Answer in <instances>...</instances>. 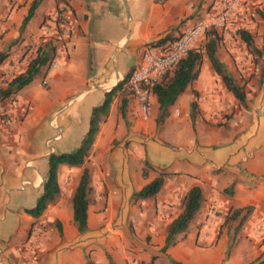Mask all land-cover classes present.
<instances>
[{"label": "crops", "instance_id": "crops-1", "mask_svg": "<svg viewBox=\"0 0 264 264\" xmlns=\"http://www.w3.org/2000/svg\"><path fill=\"white\" fill-rule=\"evenodd\" d=\"M35 1L0 3V81H11L9 74L16 70L18 75L25 72L37 55L34 47L52 55L51 64L38 74L42 78L36 76L13 100L0 106L2 112H10L16 126L10 131L0 125V264H88L91 260L107 264L105 258L91 253L94 248L107 249L116 264H126L129 256L119 255L118 248L123 250L132 237L131 215L140 222L138 213L143 208L159 212L158 221L168 212V227L182 213V199L194 186L203 189L204 205L168 250V258L183 264L264 262V86L247 91L245 103L228 91L231 103L242 105L236 115L239 119L229 128L212 126L206 120L223 110L227 88L210 62L201 64L199 78L169 109L161 137L170 146L152 139L154 113L160 111L157 98L147 123L141 120L137 103L128 100L144 135L128 133L125 122L117 118V109L111 107L87 159V164L92 160L88 167L91 191L105 187L101 213L93 216V206H89L88 234L81 235L75 226L74 190L66 185L77 168L60 167L62 192L43 216L35 219L25 212L36 206L44 192L49 156L72 152L81 145L93 109L132 71L134 57L137 65L138 52L165 38L168 44L174 43L219 4V0H42L22 30ZM57 7L66 18L55 23L50 14ZM48 33L57 36L53 47L43 39ZM206 39L194 49L204 50ZM229 66L226 69L232 74ZM196 104L199 116L193 111ZM147 162L169 175L155 199L137 201L134 193L158 177H144ZM233 185V193H225ZM246 208L252 212L241 226L242 217L233 215ZM33 230L40 237L31 236ZM165 240L163 235L155 242L164 245Z\"/></svg>", "mask_w": 264, "mask_h": 264}, {"label": "trees", "instance_id": "trees-1", "mask_svg": "<svg viewBox=\"0 0 264 264\" xmlns=\"http://www.w3.org/2000/svg\"><path fill=\"white\" fill-rule=\"evenodd\" d=\"M1 1L2 0H0V3ZM41 2L42 0H37L32 4L28 15L23 22L22 30H24L27 24L35 16L36 10L38 9ZM240 37L249 48H254V42L251 33L248 31H241ZM221 40L222 38L218 35V33H209L207 35V43L204 47L205 55L215 72L222 78L227 90L231 92L240 102L245 103L246 94L244 89L237 84L235 78L228 72L218 56V46ZM167 41H169V38H165L159 43H152L150 45L160 47L166 45ZM205 55L196 49L192 50L188 57L180 61L176 66L169 70L168 73L163 77L162 81L158 84L156 88V96L160 106V118L158 121L159 125H162L165 119L169 117L170 107L174 106L180 96L193 82L199 78V68ZM51 60L52 59L49 55H47L46 51L40 48L37 51L36 57L30 62L27 70L17 75L15 78L9 81L4 88L0 89V106L6 100H13L17 94L29 86L33 82L34 78L41 72V70L51 64ZM131 72L115 88L105 94V99L101 105L93 109L90 127L84 139L82 140L81 145L72 152L57 154L53 153L49 156V169L43 186L44 192L37 201V204L34 208L25 210L28 215L35 219H39L60 196L62 192L59 182V170L61 166L66 165L71 168H79L85 165L88 157L90 156V152L96 141L97 135L99 134L100 124L109 114L117 94L124 89ZM128 103V99L123 101L121 109L123 117H126V108ZM5 119V112H2L0 109V125L5 122ZM193 119L195 120L196 116L193 115ZM146 167L147 169L150 167L148 162ZM147 169L144 171L145 178L150 177L149 170ZM168 175L169 173L162 172L157 178L148 183L142 190L135 192L133 199L137 201L155 199L163 190ZM90 186V171L85 169L80 181L77 184L72 198L74 223L81 235H85L89 232L88 196L91 191ZM233 190L234 185L226 189L225 193H233ZM204 201V191L200 186H194L190 189L184 199L182 213L170 224L168 228L165 245L162 249L163 253H167L170 248L177 244V237L179 235L187 232L191 223L202 209ZM251 212L252 208L237 209L234 212L233 218L242 217V226ZM58 228L61 236L63 237V230L60 223H58ZM174 263L183 264L176 261H174ZM148 264H156V258H153ZM261 264H264V262H261Z\"/></svg>", "mask_w": 264, "mask_h": 264}, {"label": "rangeland", "instance_id": "rangeland-1", "mask_svg": "<svg viewBox=\"0 0 264 264\" xmlns=\"http://www.w3.org/2000/svg\"><path fill=\"white\" fill-rule=\"evenodd\" d=\"M15 1V0H13ZM61 1V0H56ZM66 1V0H63ZM85 3H89L90 0H84ZM258 7L255 8V10L252 11V16L248 18L250 20V31L253 42H254V48H249L245 42L240 37V34L237 35L231 34L227 38H222L219 46H218V56L220 60L224 61L225 67L230 64V71L236 78V82L239 86H241L244 89V92L252 91V88L258 87L262 88L264 86V2L258 3ZM59 12H63L60 10L59 7H57V10L50 14V17H52ZM49 37H44L43 39H48L50 44L53 47L54 42L57 41V36L55 34L48 33ZM207 43V39L202 43V47L204 48ZM32 49V48H31ZM33 53L37 54V51L39 50L38 47L33 48ZM32 49V50H33ZM53 49V48H51ZM142 50V49H141ZM141 50L138 52L141 53ZM36 51V52H35ZM199 52L203 53L205 55V50H198ZM50 58L52 59V55L49 54ZM133 57V56H132ZM237 57V59H236ZM137 58L134 57L133 66L132 69H134L136 65ZM203 62H208L209 60L204 56ZM202 62V63H203ZM23 70V68H21ZM20 69V70H21ZM20 71L16 70L13 73L11 72L9 75L11 78H15ZM13 76V77H12ZM37 79L42 78L43 75H37ZM220 79V77H219ZM124 80V78L121 80V82ZM220 81H222L220 79ZM4 82V83H3ZM7 81H0V85L3 86V88L6 86L5 84ZM255 82V84H253ZM120 83V82H119ZM223 85V84H222ZM43 87H45L43 85ZM225 87V86H224ZM217 92H221V90L217 87ZM225 90V88H222V91ZM226 96L223 99L224 102V108L223 110L219 111L218 113L212 114L209 117V120H206L207 123H211L213 125H218L217 127H228V124L235 123L239 118L236 117L238 112L241 111V103L238 102L235 104L231 103L229 97H228V90L226 89ZM129 100L130 96L128 95V92H126L125 88L121 90L117 97L114 99V102L112 104L115 107L114 109H117V118L118 120H123L126 125V130L128 133L131 132H139L140 125L138 122V117L135 113V109H132L131 106L128 104L126 108V117H123L122 115V105L124 100ZM197 103V102H196ZM2 105V104H1ZM194 113L196 116H199V112L201 109L199 108V104H196V106L193 108ZM157 112V113H156ZM156 113V116H155ZM154 117H153V123H152V131H153V140L155 142L161 143L162 145L170 146V143L166 141L163 137H161V133L164 127V124L167 119H165L164 123L162 125L158 124L159 118H160V111L158 113V109L155 110ZM210 121V122H208ZM226 123V124H225ZM15 127V128H14ZM14 129H16V126L14 125ZM11 131L12 129L9 128ZM193 132L197 135L198 129L197 127H193ZM141 135H144V133H140ZM160 134V136H159ZM146 135V134H145ZM128 136V134L126 135ZM150 136V135H149ZM145 145V144H143ZM176 146V145H174ZM111 155V153H109ZM88 161V160H87ZM87 161L84 166L77 168L75 172L72 171V174H70L66 179V185H71L73 188V195L75 192V189L77 187L78 182L80 181V178L84 172L85 169H88V167L92 165V160L89 161V164H87ZM147 169V167H146ZM147 170H149L150 177L153 175L159 176L162 172H165L164 169L158 168L154 169L152 166H150ZM99 172V171H98ZM97 172L96 181L98 182L100 180ZM100 175V174H99ZM91 176V175H90ZM91 184H92V178H91ZM105 187L104 186H96V188H92V191L89 193V206L90 204L92 207V215L96 216L97 214L101 213V210H103V198L105 197ZM63 189V188H62ZM107 191V190H106ZM107 195V194H106ZM186 197V196H185ZM182 199V209L184 204V199ZM105 210V208H104ZM220 212H216L217 215H219ZM159 212H145L143 208H141V211L138 213V219H140V222H136L133 218V215H131V219L129 220V229L131 232V239L126 245L123 250L118 248V253L121 255L122 253H126L129 256V259L127 260L126 264H148L152 261L153 258H156V264H175L174 261L170 257L168 258L167 253H163L162 249L165 245L161 244V242H155L158 239H161V236H167L168 227H166L167 222V216L168 212L162 213V219L157 221V215L159 216ZM214 214H212L213 216ZM164 217V218H163ZM118 219V216H117ZM115 222V221H114ZM158 223V225H156ZM97 223H95V228L97 227ZM145 225H150V227H145ZM114 226V224H112ZM111 227V226H110ZM112 228V227H111ZM115 228V227H114ZM58 230V227H57ZM113 230V229H112ZM59 231V230H58ZM90 231V228H89ZM109 233L113 234L111 230H108ZM89 233V232H88ZM87 233V234H88ZM31 236L37 238L40 237L38 230H33L31 233ZM156 237V238H155ZM91 253H94V255L98 254L100 256L105 258L107 261V264L115 263L113 261V254H111L110 251L107 249L99 250L94 248ZM98 258L97 256H95ZM98 261L91 260L88 264H97ZM100 264L101 261H99ZM178 262V261H176ZM116 264V263H115ZM253 264H261L259 261H255Z\"/></svg>", "mask_w": 264, "mask_h": 264}, {"label": "built area", "instance_id": "built-area-1", "mask_svg": "<svg viewBox=\"0 0 264 264\" xmlns=\"http://www.w3.org/2000/svg\"><path fill=\"white\" fill-rule=\"evenodd\" d=\"M257 7V0H219V4L206 17L198 19L185 29L174 43L160 47L146 45L124 87L130 98L137 103L141 120L145 123L151 120L157 98L156 88L169 70L187 58L197 43L211 32L218 33L224 39L231 34H240L241 31L249 32L251 26L248 18ZM65 18L66 14L59 12L51 20L57 23ZM2 88L0 85V89ZM5 115L2 126L12 129V115L8 111Z\"/></svg>", "mask_w": 264, "mask_h": 264}]
</instances>
